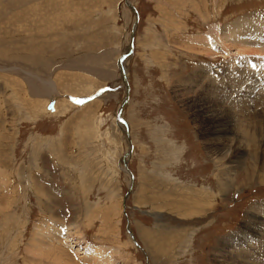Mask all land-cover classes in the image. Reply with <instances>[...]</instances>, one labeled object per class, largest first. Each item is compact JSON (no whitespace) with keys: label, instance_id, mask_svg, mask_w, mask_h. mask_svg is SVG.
<instances>
[{"label":"rangeland","instance_id":"374dc122","mask_svg":"<svg viewBox=\"0 0 264 264\" xmlns=\"http://www.w3.org/2000/svg\"><path fill=\"white\" fill-rule=\"evenodd\" d=\"M126 1L135 12L125 0H0V264H230L217 251L229 237L237 239L230 251L247 245L264 264V101L253 97L264 96V77L230 92L224 78L232 69L245 77L253 63L264 69V57L248 52L264 46V31L240 43L229 29L243 17L264 23V0ZM15 11L23 12L15 19ZM206 38L215 51L201 46ZM200 99L215 112L227 108L241 132L253 126L255 141L238 133L216 159L196 114ZM238 143L249 148L240 146L243 163L225 174L233 187L223 192L219 169ZM177 191L192 194L184 205L202 213L178 215ZM196 197L211 204L199 209Z\"/></svg>","mask_w":264,"mask_h":264},{"label":"bare ground","instance_id":"6f19581e","mask_svg":"<svg viewBox=\"0 0 264 264\" xmlns=\"http://www.w3.org/2000/svg\"><path fill=\"white\" fill-rule=\"evenodd\" d=\"M25 8V7H24ZM23 8V9H24ZM3 10V9H2ZM21 10H22V7H21ZM1 11V10H0ZM6 11H7V9H6ZM4 12V11H3ZM15 12H17V11H15ZM23 11H20V12H17V13H15V15L13 16V15H11V16H13V18H15L16 19V17H20L21 16V13H22ZM2 13V12H1ZM9 14V13H8ZM7 17H8V15H7ZM6 17V18H7ZM3 22V21H2ZM1 23V22H0ZM4 24H7V23H4ZM16 24V23H15ZM18 24V23H17ZM21 24V23H20ZM7 28V27H6ZM8 28H9V25H8ZM135 29V28H134ZM225 29H227V28H225ZM229 29H231V31H232V34L234 35V36H240V38H238V36H237V39H239L238 40V42H240V43H242V38H244L246 35L247 36H250V37H252L253 39H259V38H262V35H263V31H264V23L263 22H260L259 20H257L256 18H250V17H243V18H241V20H235V21H233V23L230 25V27H229ZM228 29V30H229ZM6 30V29H5ZM214 31H215V33H214ZM214 31H212L213 33H210V30H209V33L212 35H214V34H216V31L217 30H214ZM2 32V31H1ZM0 32V33H1ZM228 32V31H227ZM11 33V32H10ZM26 33V32H25ZM218 33H219V31H218ZM225 33V32H224ZM9 34V33H8ZM27 34V33H26ZM229 34H231V32L229 33ZM28 35V34H27ZM207 35V34H206ZM220 35V34H219ZM219 35L216 37V39H218L220 42L222 41L221 40V38L219 37ZM10 36V35H9ZM22 36H25V35H22ZM6 37V36H5ZM195 37V36H194ZM206 37V36H205ZM242 37V38H241ZM17 38V37H16ZM197 38V37H196ZM202 38V37H201ZM229 38V37H228ZM232 38V37H231ZM15 40V39H14ZM190 40V39H189ZM196 40V39H195ZM200 40V39H199ZM211 40V39H210ZM210 40H209V42H208V39L206 38V40L205 41H202V43H201V46L203 47V48H209V50H214V48L212 47L213 45H212V42H210ZM33 41V40H32ZM201 41V40H200ZM226 41V40H225ZM6 42V41H5ZM17 42H19V41H17ZM29 42V41H28ZM28 42H26L27 44H28ZM31 42V41H30ZM195 42V41H194ZM237 42V41H236ZM252 42V41H251ZM257 42V41H256ZM2 43V42H1ZM9 43H11V42H9ZM9 43H5V45H7V44H9ZM23 43V42H22ZM21 43V44H22ZM25 43V42H24ZM223 44H224V42H222ZM221 43V44H222ZM13 44V43H12ZM14 44H15V41H14ZM205 44H207V45H205ZM5 45H2V46H5ZM23 45V44H22ZM31 45V44H30ZM244 45V44H243ZM241 46L242 48H244V46ZM223 46V45H222ZM226 46H229V45H224L223 47H224V50L225 49H227V47ZM232 46V45H231ZM237 47H240V46H237ZM256 47V49H257V51H248V52H250V53H252V55H257L258 57H261V56H263L264 57V46H262V47H258V46H255ZM38 48V47H37ZM245 48H247L246 46H245ZM250 48H253V47H250ZM130 49V48H129ZM129 49H128V47L126 48V50H125V52L126 51H129ZM39 50V49H38ZM37 50V51H38ZM229 50V49H228ZM233 50H234V47H233ZM244 50V49H243ZM215 51V50H214ZM243 52V51H242ZM231 53V52H230ZM229 53V54H230ZM239 53V52H238ZM2 54V53H1ZM31 54V53H30ZM215 54V53H214ZM244 54V53H243ZM248 54V53H247ZM14 55H18V54H14ZM33 55V54H32ZM32 55L30 56L31 57V59H33L32 58ZM124 55H126V53L125 54H123V56ZM212 55H213V53H212ZM11 56V55H10ZM13 56V55H12ZM20 56V55H19ZM216 56V55H215ZM241 56V55H240ZM4 57H6V56H4ZM225 57V56H224ZM243 57V56H242ZM8 59V58H7ZM234 60V59H233ZM123 61H125V60H123ZM122 60L119 62V61H117V62H119L118 63V68H119V70H120V73H121V75L123 76L124 75V77H125V75H126V71H125V64H124V62H123ZM228 61H229V59H228ZM87 63H89V62H87ZM227 63V62H226ZM233 63V62H232ZM257 65H259V64H257ZM257 65L255 64V63H253L249 68H244V69H242V68H240V67H237V68H240V69H242L243 70V72L246 74V76L245 77H242V75L241 74H239L238 76H234L232 73H230V72H234V73H240V70L239 69H232V71L230 70L225 76H227V77H224L225 79V81L226 82H229L230 84L229 85H233V86H227L226 88H225V91H228L229 90V92L230 91H233L232 90V88L231 87H233V89L235 88V87H238V88H240L238 85L240 84V83H245L246 84V81L248 80L249 81V79H255L256 77H255V75H260L261 76V78H262V76L264 77V69H262V70H260V68H258L257 67ZM48 66H49V64H48V62H44V69L45 68H48ZM225 66V65H224ZM71 67V66H70ZM13 68V67H12ZM82 68L83 69H88L89 67H87V66H82ZM49 69H51V68H49ZM223 69V68H222ZM258 69V70H257ZM7 72V71H6ZM197 72H199V70L197 71ZM197 72H195V73H197ZM215 72H217V71H215ZM222 72V71H221ZM210 73V72H209ZM225 73H226V71H225ZM8 74V73H7ZM199 74V73H198ZM204 74V73H203ZM203 74H202V76H201V78L203 77L204 78V76H203ZM205 74H206V72H205ZM26 75V74H25ZM199 75H201V72H200V74ZM222 75V74H221ZM195 77H197V74L195 75ZM199 77V76H198ZM206 77H208V76H206ZM222 77V78H223ZM255 77V78H254ZM191 78H192V76H191ZM210 78H212V77H210ZM258 78V77H257ZM193 79V78H192ZM191 79V80H192ZM205 79V78H204ZM220 79V78H219ZM243 79V81H241ZM259 79V78H258ZM194 80H195V78H194ZM198 80H200V79H198ZM264 79H262V81H263ZM193 81V80H192ZM208 82L207 83H209V84H207L209 87V89H206L207 90V92H209L210 91V89L214 86V85H217V83L218 82H216V81H214L213 82V79H212V81L211 80H207ZM209 81H211V82H209ZM223 81V80H222ZM224 81V83H226ZM195 82H197V81H195ZM264 82V81H263ZM40 83H42V84H44V89H46V93H47V91H49V89H48V87L49 88H53V84L52 83H45V82H40ZM223 84V83H222ZM251 84V83H250ZM261 84V83H260ZM254 85V84H253ZM264 85V84H263ZM71 86V85H70ZM220 86V85H219ZM224 86V85H223ZM246 86V85H245ZM258 86V85H257ZM215 87V86H214ZM217 87V86H216ZM253 87V86H252ZM256 88V87H255ZM218 89V88H217ZM216 89V90H217ZM237 89V88H236ZM206 90H205V93H206ZM222 90V92H224L223 91V89H221ZM258 90H259V88L257 89V92H258ZM256 91V90H255ZM260 92H262L263 94H264V88H263V86H262V88L259 90ZM242 92V91H241ZM240 92V90L239 91H236V92H233V94H235V95H237L238 96V98L243 102V104L244 103H246V101H247V99H249V97H248V95H246V94H243V93H241ZM259 92V93H260ZM217 93H218V91H217ZM225 93V92H224ZM246 93V92H245ZM41 94V93H40ZM214 94V93H213ZM213 94L211 93V95L213 96ZM227 94V93H226ZM205 96V99L206 100H208V102L209 103H211L209 100H211L210 98H213V100H214V106L215 107H218V99L219 98H217V97H210L209 95L207 96V94L206 95H204ZM236 96V97H237ZM220 97V96H219ZM253 97H256L255 99H257V102L258 101H264V96H261V93L258 95L257 93H256V95L254 96L253 95ZM263 97V98H262ZM202 99V98H201ZM200 99V101H198L197 102V104H196V114H197V116H199V117H201V120H203L202 121V123H204V126H203V131L205 132V136H206V138H204V139H206L207 141H209V145L207 144V146H208V150L210 149V152H213L214 153V155L216 156V159H218L219 157L217 156V155H219V156H221V153H222V156H223V153H225V152H227V151H229V149L227 148V145L224 143L225 142V140H227V142H228V140L229 141H234L235 139H236V137L235 136H237L236 134H238V133H241L242 135H243V137L245 138V139H247L248 137V139H254V138H257L256 137V135L255 134H250L248 131H251V130H249V129H251V127H253V126H247V128H245L246 129V131H242L241 132V130H239V125H241V121H234L233 120V118H235L231 113H230V111L226 108H220V109H218V110H216V112L214 111V110H211V109H209L208 108V106H207V104H206V102H205V104H204V102L202 101ZM255 99H253V100H255ZM236 100H238L237 98H236ZM250 100V99H249ZM199 102H201V103H199ZM203 102V103H202ZM221 101H219V103H220ZM241 102V103H242ZM225 103V102H224ZM252 103V102H251ZM250 103V104H251ZM46 104V103H45ZM221 104V103H220ZM219 104V105H220ZM247 104V103H246ZM246 104H244V105H246ZM255 104H257V103H255ZM60 105H62V104H60ZM60 105H58V106H60ZM209 105V104H208ZM212 105H213V103H212ZM237 105V104H236ZM240 105V104H239ZM248 105V104H247ZM246 105V106H247ZM210 106V105H209ZM250 106V105H249ZM231 107H234V106H231ZM259 107V106H258ZM56 108V107H55ZM60 109V108H59ZM237 109V108H236ZM235 109V110H236ZM242 109V108H241ZM62 110V109H61ZM56 111V110H55ZM239 112H241V111H239ZM248 112V111H247ZM237 113V112H236ZM242 113H243V111H242ZM244 114V113H243ZM247 114V113H246ZM236 116V115H235ZM264 117V116H263ZM235 122V123H234ZM242 122H244V121H242ZM247 123V122H246ZM243 124V123H242ZM249 124V123H248ZM245 125V124H244ZM124 126V125H123ZM234 126H235V128L236 129H234ZM241 128H242V125H241ZM125 130H126V128H125ZM260 130V129H259ZM249 133V134H248ZM241 135V136H242ZM239 136V135H238ZM238 136H237V142H238ZM248 136V137H247ZM241 138V137H240ZM247 141H249V142H251V140H247ZM254 141H255V139H254ZM241 141H239V143H240ZM229 143V142H228ZM238 143V146L239 147H234V150H233V153H231V155H230V159L231 160H229V164H230V166L228 167L227 166V168L224 166L223 167V169L221 168V170L219 169V171H220V174H219V178H218V180H217V186L220 188V190H224V189H228L229 187H233V185H232V183H231V181H230V175H228V177L227 178H224L226 175L225 174H227L228 172H229V170H230V168H236L239 164H241V162H242V158H243V156H244V152H245V148H246V150H247V147L249 148V145L247 144H244V145H240ZM240 146L242 147V148H244V149H242V148H240ZM231 150H232V148H231ZM230 150V151H231ZM57 157V156H56ZM215 158V157H214ZM28 161V160H27ZM127 156L125 157H123L122 159H121V165H120V171L121 172H124V173H126L127 171H126V168L125 167H127ZM217 161V160H216ZM243 163V162H242ZM57 165H58V163H57ZM216 166V165H215ZM218 166V165H217ZM222 166V165H221ZM220 166V167H221ZM56 167V166H55ZM219 168V167H218ZM85 169V168H84ZM236 170V169H235ZM246 170V169H245ZM248 170H250V169H248ZM249 172V171H248ZM39 173V172H38ZM216 173V172H215ZM219 173V172H218ZM127 174V173H126ZM229 174V173H228ZM143 175V174H142ZM246 175H247V173H246ZM147 176V175H146ZM5 177V176H4ZM6 178V177H5ZM4 178V179H5ZM141 178H143V177H141ZM144 179V178H143ZM8 180V179H7ZM145 181V180H144ZM4 182H5V180H4ZM7 182V181H6ZM9 182V181H8ZM147 182V180L145 181V183ZM7 186H9V185H7ZM142 186V185H141ZM144 186V185H143ZM5 187H6V185H5ZM148 188V187H147ZM7 189V188H6ZM149 189V188H148ZM143 190H147V189H143ZM162 190V189H161ZM183 190V189H182ZM187 190V189H186ZM189 190V189H188ZM219 190V191H220ZM11 191V190H10ZM36 191V190H35ZM168 191V190H167ZM192 191V190H191ZM226 191V190H225ZM9 192V191H8ZM149 192V191H148ZM147 192V193H148ZM200 192V191H199ZM224 192V191H223ZM150 193V192H149ZM148 193V194H149ZM168 193V192H167ZM169 193H170V191H169ZM189 193V192H188ZM194 193V192H193ZM202 193V192H201ZM41 194V193H40ZM142 194V193H141ZM146 194V193H145ZM166 194V193H165ZM196 194H198V193H196ZM205 194V193H204ZM228 194V193H227ZM143 195V194H142ZM153 195H155V194H153ZM152 195V196H153ZM183 194H181L179 191H177L176 193H175V197H174V199H171V203H174L176 206H174V208H176V213L178 214V215H180V216H182V214L183 215H185L186 216V214L184 213V211H187V212H189V215H188V217H196V214L198 213H202V211H197V213L196 212H194L195 211V209L193 208V207H190V205L189 206H185L184 204L186 203V202H190V200L192 199L191 197H188V195H192V194H184V196H182ZM202 195V194H201ZM200 194H199V196H201ZM141 196V195H140ZM144 196V195H143ZM150 196V195H149ZM152 196H150V200L152 201V202H154V203H156L154 200H153V198H152ZM203 196V195H202ZM201 196V197H202ZM147 197H148V195H147ZM146 197V198H147ZM159 197V194H157V197H156V199ZM11 198H12V196H11ZM143 198V197H142ZM145 198V197H144ZM186 198H189L190 200H187ZM28 199V198H27ZM148 199V200H149ZM161 199H162V201H163V203L165 202V203H170V202H167V201H169L170 199H167V198H164V196H163V198H161V197H159V199H158V201H161ZM9 201H11V199H8ZM144 200V199H143ZM146 200V199H145ZM195 200V203H196V205H194V206H198L199 207V209H201V208H203L207 203L208 204H211V203H209V201L210 200H207V202H205L204 201V199L203 198H195L194 199ZM142 201V200H141ZM194 202V201H193ZM139 203H141V202H139ZM145 203V202H144ZM151 203V202H150ZM153 203V204H154ZM164 203V205H166ZM162 204V203H161ZM160 204V205H161ZM152 205V204H151ZM159 206V205H158ZM171 206H173L172 204H171ZM184 206L186 207V209L184 208ZM212 207V206H211ZM206 208H209L208 206L206 207ZM183 209V210H182ZM152 210V209H151ZM194 210V211H193ZM257 210V209H256ZM260 211V210H259ZM262 211V210H261ZM31 212V211H30ZM176 214V215H177ZM193 214V215H192ZM253 215V214H252ZM114 216V215H113ZM197 216H199V215H197ZM200 216H201V214H200ZM256 219L258 218V217H256L255 215H253ZM158 219V218H157ZM259 219H261V218H259ZM262 220V219H261ZM258 221V220H257ZM264 222V221H263ZM58 223V222H57ZM252 223H248L245 227H246V231H250V233L251 234H253L254 235V231H255V233H256V231L258 232V230H259V227L257 226V224H253L254 225V227H251L250 225H251ZM259 225V224H258ZM244 227V228H245ZM44 228V227H43ZM254 228V229H253ZM163 229H164V227H163ZM65 230V229H64ZM141 230V229H140ZM139 230V231H140ZM50 231V230H49ZM138 231V232H139ZM167 231V230H166ZM57 232V231H56ZM66 232V231H65ZM144 232H146V231H144ZM260 232V231H259ZM259 232H258V234H259ZM261 232H262V230H261ZM67 233H68V230H67ZM149 233V232H148ZM152 232H150L149 234H151ZM154 233V232H153ZM162 233H164V232H162ZM69 234V233H68ZM142 234V233H141ZM158 234V233H157ZM186 234V233H185ZM257 234V233H256ZM65 235H66V233H65ZM165 235V234H164ZM164 235H162V236H164ZM166 235H167V233H166ZM181 235V234H180ZM260 235V234H259ZM64 236V235H63ZM142 236V235H141ZM148 236H150V235H148ZM168 236V235H167ZM187 236V235H186ZM144 237V236H143ZM152 237H153V235H152ZM164 237H166V236H164ZM177 238H178V236H176ZM55 238V237H54ZM59 238V237H58ZM60 238H62L61 236H60ZM147 238V237H146ZM154 238H155V234H154ZM158 238V237H157ZM159 238H160V236H159ZM158 238V239H159ZM169 238H172V237H169ZM182 238H184L183 236H182ZM187 238V237H186ZM235 238L236 237H229L226 241H222L218 246H219V248L217 249V251L219 252V253H223L222 254V256L223 257H227V254H230V260L228 261V262H230V264H257L256 262H254L255 260H254V258H253V256H250V254L248 255V252H247V250H245V248H247V245H246V247H244V249H242V248H237V249H235V247H234V251L232 252V251H230L229 249H231V244H236L237 243V239L235 240ZM247 238V237H246ZM63 239V238H62ZM152 239V238H151ZM164 239V238H163ZM167 239V238H166ZM166 239H165V241H166ZM179 239V238H178ZM177 239V240H178ZM56 240H57V237H56ZM55 240V241H56ZM59 240V239H58ZM156 240V239H155ZM160 240V239H159ZM158 240V241H159ZM171 240V239H170ZM183 240V239H182ZM185 240V239H184ZM183 240V241H184ZM52 241H54V240H52ZM152 241H153V239H152ZM157 241V242H158ZM167 241H169V240H167ZM166 241V242H167ZM175 241V240H174ZM181 241V240H180ZM229 241V242H228ZM58 242V241H57ZM64 242V241H63ZM151 242V241H150ZM165 242V243H166ZM170 242V241H169ZM177 242H179V241H177ZM176 242V243H177ZM43 243V242H42ZM69 243V242H68ZM149 243V242H148ZM258 243H260V242H258ZM257 243V244H258ZM263 243V242H262ZM62 244V243H61ZM150 244V243H149ZM174 244H175V242H174ZM173 244V245H174ZM27 245H29V243L27 244ZM52 245V244H51ZM54 245V244H53ZM52 245V246H53ZM165 245V244H164ZM163 245V246H164ZM169 245V244H168ZM179 245V244H178ZM63 246V245H62ZM150 246H152V244L150 245ZM155 246H157L158 247V245H155ZM161 246L162 245H159V247L158 248H161ZM171 246V245H170ZM175 246V245H174ZM176 246H177V244H176ZM252 246V245H251ZM251 246L249 245V247L251 248ZM31 247V246H30ZM64 247V246H63ZM72 247V246H71ZM91 247V246H90ZM157 247H155V249H157ZM165 247H167V246H165ZM164 247V248H165ZM264 248V244H259L258 245V248ZM99 248V247H98ZM154 248V247H153ZM255 248V247H254ZM88 249V248H87ZM224 249V250H223ZM49 250H50V248H49ZM89 250V249H88ZM85 251V250H84ZM106 251H107V249H106ZM152 251V250H151ZM153 251H154V249H153ZM159 251V250H158ZM264 251V250H263ZM36 252V251H35ZM86 252V251H85ZM182 252V251H181ZM262 252V251H261ZM260 252V253H261ZM90 253V252H89ZM105 253V252H104ZM152 253V252H151ZM35 254V253H34ZM83 254H85V253H83ZM86 254H87V252H86ZM85 254V255H86ZM155 254H157L156 252H155ZM232 254L234 255V256H232ZM152 255V254H151ZM154 255V254H153ZM161 255V254H160ZM217 255V254H216ZM83 256V255H82ZM89 256H91V255H89ZM111 256V255H110ZM156 256V255H155ZM220 256H221V254H220ZM100 257V256H99ZM153 257V256H152ZM151 257V258H152ZM257 257V256H256ZM263 257V256H262ZM98 258V257H97ZM105 258V260L107 259L106 257H104ZM229 258V257H228ZM237 258V259H236ZM84 259V258H83ZM155 259V258H154ZM239 259H243V261H240ZM259 259V258H258ZM14 260V259H13ZM85 260V259H84ZM99 260V259H98ZM109 260V259H108ZM153 260V259H152ZM239 260V261H238ZM83 261V260H82ZM85 261H87V260H85ZM89 261V260H88ZM91 261V260H90ZM260 261V260H259ZM97 261L96 260H93L92 262H91V264H95ZM105 262V261H104ZM104 262H102V264L104 263ZM106 262H108V261H106ZM110 262V261H109ZM227 262V261H226ZM262 263V262H261ZM87 264V263H86ZM108 264V263H107ZM260 264V263H259Z\"/></svg>","mask_w":264,"mask_h":264},{"label":"water","instance_id":"95a60500","mask_svg":"<svg viewBox=\"0 0 264 264\" xmlns=\"http://www.w3.org/2000/svg\"><path fill=\"white\" fill-rule=\"evenodd\" d=\"M125 3H126V5L129 7V8H131L132 9V6L125 0ZM134 12H135V10L134 9H132ZM123 77V79H124V81H125V77H124V75L122 76ZM126 83V82H125ZM126 101V100H125ZM124 103V102H123ZM46 110L47 111H49L50 113H52L53 111H54V101H52V102H50L49 104H48V106L46 107ZM118 114H120V111L118 112ZM130 193V191H128V193H127V195L125 196V198H124V200H123V208L125 209V200H126V197L128 196V194ZM129 235H130V237H131V239H133V235H132V233H130L129 232Z\"/></svg>","mask_w":264,"mask_h":264},{"label":"snow or ice","instance_id":"6c2138e0","mask_svg":"<svg viewBox=\"0 0 264 264\" xmlns=\"http://www.w3.org/2000/svg\"><path fill=\"white\" fill-rule=\"evenodd\" d=\"M77 103H79V101H77Z\"/></svg>","mask_w":264,"mask_h":264},{"label":"crops","instance_id":"0c3cea01","mask_svg":"<svg viewBox=\"0 0 264 264\" xmlns=\"http://www.w3.org/2000/svg\"><path fill=\"white\" fill-rule=\"evenodd\" d=\"M95 264H97V262Z\"/></svg>","mask_w":264,"mask_h":264}]
</instances>
